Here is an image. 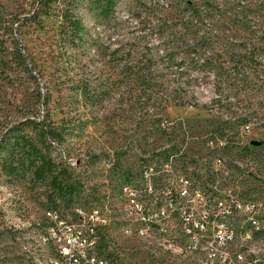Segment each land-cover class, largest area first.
Returning a JSON list of instances; mask_svg holds the SVG:
<instances>
[{
    "label": "rangeland",
    "instance_id": "374dc122",
    "mask_svg": "<svg viewBox=\"0 0 264 264\" xmlns=\"http://www.w3.org/2000/svg\"><path fill=\"white\" fill-rule=\"evenodd\" d=\"M204 1L208 14L197 25L186 23L178 0H118L109 19L85 2L0 0L7 33L0 50V145H10L12 130L28 120H47L59 135L51 157L69 169L75 189L60 198L22 167L7 174L2 161L9 153L0 149V264H56L43 241V217L55 207L68 218L103 211L108 226L99 256L161 264L142 230L132 229V207L122 194L125 187L145 188L152 172L163 190L171 180H213L264 205V145L251 147L264 142V0L189 3ZM238 5L250 10V29L237 25ZM68 19L82 22L78 36ZM187 31L195 38L180 41ZM16 43L22 60L13 59ZM152 57L163 86L149 94L130 68ZM253 225L246 218L241 230ZM252 244L264 253V235Z\"/></svg>",
    "mask_w": 264,
    "mask_h": 264
},
{
    "label": "built area",
    "instance_id": "2783aa9c",
    "mask_svg": "<svg viewBox=\"0 0 264 264\" xmlns=\"http://www.w3.org/2000/svg\"><path fill=\"white\" fill-rule=\"evenodd\" d=\"M158 172V171H157ZM142 190H122L132 207V229H141L151 258L161 264H264V253L252 244L258 226H264V205L227 190L228 183L185 178L155 183V172ZM226 189V191L223 190ZM154 199L163 202L147 203ZM244 200V201H243ZM51 229H43L53 246L56 264H123L99 256L101 232L108 226L101 209L80 210L66 217L46 211ZM254 218L250 230L241 221ZM126 233L132 235V230ZM252 244V246H251ZM112 254V253H111Z\"/></svg>",
    "mask_w": 264,
    "mask_h": 264
},
{
    "label": "trees",
    "instance_id": "16d2710c",
    "mask_svg": "<svg viewBox=\"0 0 264 264\" xmlns=\"http://www.w3.org/2000/svg\"><path fill=\"white\" fill-rule=\"evenodd\" d=\"M46 3H57L59 0H42ZM76 4L88 3L89 6H94L96 9L100 10L101 15L105 19H109L113 16L118 0H71ZM179 4L182 2L183 9L181 11L186 15V23H190L191 20H196L198 23L204 22L206 16L208 14V9L205 7L206 2L203 4H190L189 0H178ZM213 7V4L211 5ZM248 8L245 6L238 5L235 7L234 16L237 20V25L242 26L244 29H250L248 25L251 20H247L248 16ZM3 18H1V21ZM241 20V21H240ZM70 23V27L74 30V35L78 36L79 33L83 31L82 22L78 19H68ZM4 22V21H3ZM6 30L3 28V24H0V50L4 47V41L1 40L3 34H7L2 32ZM197 32L187 31L184 35L179 36L180 41L184 39V37L195 38ZM182 38V39H181ZM192 40V39H191ZM19 44H15L13 59H23L21 56V50L18 48ZM196 47V46H195ZM231 49V48H230ZM229 49V50H230ZM191 47L186 49L184 52L191 53ZM170 61V60H169ZM156 62V63H155ZM157 59L155 57L150 58L147 62L139 61L136 65L130 68V76H135V82L139 84L142 88V92L144 93H153L154 88L160 87L162 88V84L160 83V71L158 72ZM198 67V65H196ZM170 70L174 68V65H169ZM186 67H184V70ZM178 72L183 71V67H177ZM35 120H28L20 127H16L12 130L13 133V142L3 143L0 145V149L6 150L9 153L7 159L2 161L3 170L10 175L19 174V167H22L24 173L30 172L33 179L46 184L50 187L53 193H55L56 197L65 198L66 196H71L74 192V185L71 182V175L69 173V169L59 163H56L51 157V142L58 138V133L54 130L50 125H48L47 120H40L39 117ZM29 128L31 129L33 135H21L23 132L22 129ZM264 145V144H263ZM252 148H257L253 147ZM59 211L58 207L48 209L47 211ZM103 251V249H100ZM100 251V252H101ZM99 252V255H100ZM103 255V254H102ZM108 258H113L114 255L111 253H107L105 255Z\"/></svg>",
    "mask_w": 264,
    "mask_h": 264
},
{
    "label": "bare ground",
    "instance_id": "6f19581e",
    "mask_svg": "<svg viewBox=\"0 0 264 264\" xmlns=\"http://www.w3.org/2000/svg\"><path fill=\"white\" fill-rule=\"evenodd\" d=\"M46 223H45V229H51V225H52V218H45ZM40 225V224H39ZM43 241L49 245V238L45 237V235L43 236ZM53 248V246H51ZM54 251V248H53Z\"/></svg>",
    "mask_w": 264,
    "mask_h": 264
},
{
    "label": "water",
    "instance_id": "95a60500",
    "mask_svg": "<svg viewBox=\"0 0 264 264\" xmlns=\"http://www.w3.org/2000/svg\"><path fill=\"white\" fill-rule=\"evenodd\" d=\"M264 144V142H258V141H253L252 143H251V145L253 146V147H259V146H262Z\"/></svg>",
    "mask_w": 264,
    "mask_h": 264
}]
</instances>
